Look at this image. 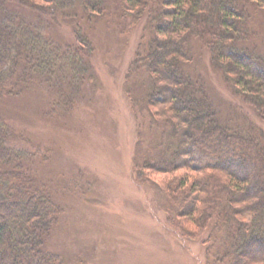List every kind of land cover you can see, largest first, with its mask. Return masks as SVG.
Returning a JSON list of instances; mask_svg holds the SVG:
<instances>
[{"label":"trees","instance_id":"trees-1","mask_svg":"<svg viewBox=\"0 0 264 264\" xmlns=\"http://www.w3.org/2000/svg\"><path fill=\"white\" fill-rule=\"evenodd\" d=\"M115 1L130 24L146 14L150 36L133 63L149 73L148 102L162 104V121L171 124L167 155L145 160L139 170L171 173L186 167L196 173L162 188L170 213L189 222L177 223L181 233L200 239L211 228L206 240H212L211 253L218 249L217 264H264V132L224 124L202 80L189 69L193 43L204 42L213 64L264 118V51L253 41L258 31L252 26V14L264 8V0ZM108 2L0 0V96L21 95L41 81L59 93L63 106H71L91 73V39L75 21V43H60L46 23H34L23 12L58 23L59 15L75 19L79 7L85 15L110 16ZM40 149L16 136L0 115V264L64 263L46 250L61 210L36 176Z\"/></svg>","mask_w":264,"mask_h":264},{"label":"rangeland","instance_id":"rangeland-1","mask_svg":"<svg viewBox=\"0 0 264 264\" xmlns=\"http://www.w3.org/2000/svg\"><path fill=\"white\" fill-rule=\"evenodd\" d=\"M115 2L107 4L110 16L85 15L79 7L75 19L59 15L58 23L23 12L34 23H46L50 37L64 44L75 43L76 21L93 44L91 73L71 106H63L59 93L41 81L21 95L0 96V115L16 136L41 148L34 159L36 176L61 210L46 250L61 256L63 264H217L218 249L211 253L212 240H206L211 228L198 240L184 236L177 223L189 222L170 213L171 201L162 191L175 177L197 174L186 167L171 173L139 170L145 160L167 155L171 124L162 121V104L148 102L149 73L133 63L150 36L146 14L130 24ZM259 7L252 26L262 52L264 8ZM193 50L189 69L202 80L221 121L245 133L250 125L264 132V118L213 64L206 44L195 40Z\"/></svg>","mask_w":264,"mask_h":264}]
</instances>
